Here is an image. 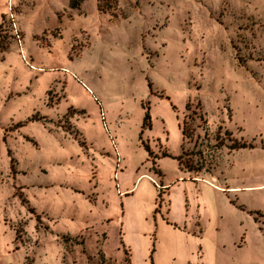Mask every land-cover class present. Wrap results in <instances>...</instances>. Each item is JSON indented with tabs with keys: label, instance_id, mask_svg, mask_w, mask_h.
<instances>
[{
	"label": "rangeland",
	"instance_id": "obj_1",
	"mask_svg": "<svg viewBox=\"0 0 264 264\" xmlns=\"http://www.w3.org/2000/svg\"><path fill=\"white\" fill-rule=\"evenodd\" d=\"M0 264H264V0H0Z\"/></svg>",
	"mask_w": 264,
	"mask_h": 264
},
{
	"label": "trees",
	"instance_id": "obj_2",
	"mask_svg": "<svg viewBox=\"0 0 264 264\" xmlns=\"http://www.w3.org/2000/svg\"><path fill=\"white\" fill-rule=\"evenodd\" d=\"M233 146L234 148H242L245 147V144L237 145V143H235Z\"/></svg>",
	"mask_w": 264,
	"mask_h": 264
}]
</instances>
